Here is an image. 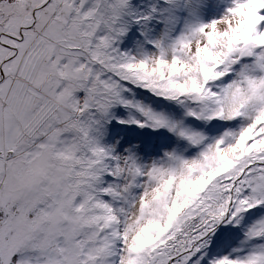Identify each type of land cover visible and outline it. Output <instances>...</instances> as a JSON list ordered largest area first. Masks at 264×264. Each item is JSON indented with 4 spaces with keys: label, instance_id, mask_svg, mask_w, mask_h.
<instances>
[{
    "label": "snow or ice",
    "instance_id": "obj_1",
    "mask_svg": "<svg viewBox=\"0 0 264 264\" xmlns=\"http://www.w3.org/2000/svg\"><path fill=\"white\" fill-rule=\"evenodd\" d=\"M0 264H264V0H0Z\"/></svg>",
    "mask_w": 264,
    "mask_h": 264
}]
</instances>
